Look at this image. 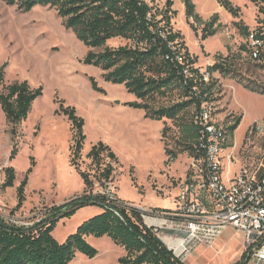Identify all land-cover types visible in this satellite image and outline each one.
I'll return each instance as SVG.
<instances>
[{"label": "rangeland", "instance_id": "1", "mask_svg": "<svg viewBox=\"0 0 264 264\" xmlns=\"http://www.w3.org/2000/svg\"><path fill=\"white\" fill-rule=\"evenodd\" d=\"M147 1L159 9L166 8L167 0ZM172 1V11L177 12L172 20L173 28L184 36L190 53L198 58L196 67L206 72L217 55H230L238 59L247 79L264 85V72L258 62L241 49L247 39L234 26L242 21L250 30L258 27L262 16L251 1L230 0L241 9L239 17H234L217 0H192L204 22L217 15L219 23L224 25L216 36L206 41L201 40L204 25L191 19L197 29L195 33L188 24L182 1ZM126 44L120 39L109 42L113 48ZM91 50L76 34L67 30L55 9L36 6L29 12H22L0 0V68L5 67V84L27 81L33 89L42 90V96L33 104L27 120L15 127L14 143L18 145V154L14 161H10L14 144L11 126L0 107V217L11 224L29 226L40 220L46 209L62 205L85 192L82 178L71 165V124L66 116L57 113L63 105L75 108L77 115L85 120L87 139L79 160L80 169L93 177L96 168L87 159V154L99 142L109 145L118 157V163H113L114 179L109 190L120 200L143 208L148 224L159 218L163 222L159 224V235L170 247L171 224L166 222L168 219L163 214L175 208L173 201L190 171L191 158L187 153L179 154L176 161L167 164L161 131L165 125L172 128L166 136L168 149L179 152V148L174 147V140L180 136L178 129L171 121L146 118L145 111L130 107L129 103L138 101L135 95L127 92L124 85L107 82L100 68L85 63ZM215 78L219 80L221 92L214 103L229 110L231 98L230 108L243 116L240 126L230 137L234 145L225 149L224 182H227L239 172L247 147L253 143L256 146L253 151L257 150L259 140L250 143L248 132L255 124L264 123V94L235 80L223 79L219 74ZM188 115L192 119V113ZM8 167L16 170L15 187L3 189ZM30 168L33 171L26 187V202L17 211V187ZM100 191L104 189L96 182L94 192ZM99 213L98 207L79 209L71 218L58 223L54 237L58 242H64L86 220ZM233 231L223 234L222 248H206L180 258L186 264H227L223 259L225 254L238 260V255L246 249L241 245L242 236ZM88 242L99 255L90 259L78 253L72 264H118L125 256L124 249L108 237H90Z\"/></svg>", "mask_w": 264, "mask_h": 264}, {"label": "trees", "instance_id": "2", "mask_svg": "<svg viewBox=\"0 0 264 264\" xmlns=\"http://www.w3.org/2000/svg\"><path fill=\"white\" fill-rule=\"evenodd\" d=\"M2 1L8 6H16L22 12H29L36 6L55 9L67 30L76 34L81 42L92 49L85 63L100 68L107 82L124 85L127 92L135 95L138 101L129 103L130 107L145 111L146 118L171 121L180 134L174 140V147L180 151L168 149L166 136L172 128L165 125L162 141L168 156L167 164L176 161L179 154L187 153L190 158L199 156L197 146L200 129L194 122V116L204 103L219 100L217 95L221 91L216 74L264 94V85L247 79L242 74L238 59L230 55H217L216 61L207 67L206 72L196 67L198 58L190 53L184 36L173 28L172 20L177 12L172 11V0H167L165 9H159L147 0ZM181 1L191 29L197 33L191 19L204 25L202 41L216 36L224 27L219 23L217 15L204 22L192 0ZM217 1L234 17H239L241 9L230 0ZM249 1L258 8L262 16L258 27L250 30L242 21L234 23V26L247 39L241 49L247 51L264 72V0ZM251 35L263 42L259 59L253 57L249 40ZM118 39L127 44L118 48L109 46L111 40ZM0 88V107L11 126L14 143L17 136L15 127L27 120L33 104L42 96V90L33 89L27 81L6 85L5 67L0 68ZM189 112L192 113V119ZM57 113L66 116L71 124V165L82 178L85 192L62 205L46 209L43 217L29 226L11 224L0 217V264H72L78 253L93 259L99 255V251L88 242L90 237H108L123 248L125 256L118 260V264H186L164 243L159 230L147 225L146 212L120 200L109 190L114 179L113 163H118V157L112 148L104 142L94 145L87 154V159L95 165V174L92 177L90 173L82 171L79 160L87 139L84 133L85 120L72 107L62 105ZM231 116H234V123L228 128L230 137L243 119L234 113ZM231 146L232 142L227 145L228 148ZM17 147L14 143L10 161L16 158ZM32 171V168L27 171L24 180L17 187V211L26 202V187ZM15 182V168H6L2 188H13ZM96 182L104 191L94 192ZM89 206L100 208L101 213L86 220L64 242H58L53 235L58 223ZM251 253V249L246 250L235 264H250Z\"/></svg>", "mask_w": 264, "mask_h": 264}, {"label": "built area", "instance_id": "3", "mask_svg": "<svg viewBox=\"0 0 264 264\" xmlns=\"http://www.w3.org/2000/svg\"><path fill=\"white\" fill-rule=\"evenodd\" d=\"M249 40L253 57L259 59L263 42L252 35ZM216 104L204 103L194 116L200 129L199 156L191 158L175 208L163 214L171 224L170 249L179 258L193 254L199 247L215 250L224 232L232 229L243 235L245 249L252 250V261L264 263V123L249 130L250 143L259 140L257 150L253 151V143L247 147L241 169L226 183L225 149L234 116ZM159 221L154 219L155 226L146 223L160 231Z\"/></svg>", "mask_w": 264, "mask_h": 264}, {"label": "crops", "instance_id": "4", "mask_svg": "<svg viewBox=\"0 0 264 264\" xmlns=\"http://www.w3.org/2000/svg\"><path fill=\"white\" fill-rule=\"evenodd\" d=\"M230 103H231V98H230V100H229V105L227 106L228 108H229V110L231 111V112H234L235 114H237V115H240V116H242L241 114H240V112L238 113L237 111H235V110H233V109H231L230 108ZM243 117V116H242ZM168 122V121H167ZM163 131V130H162ZM162 131H161V138H162ZM230 142H232V144L234 145V143H233V141H230ZM229 142V143H230ZM243 164V163H242ZM241 169V168H240ZM224 172H225V170H224ZM236 175V174H235ZM223 179H224V174H223ZM233 179V178H232ZM232 179H229L226 183H228L229 181H231ZM163 203H164V201H163ZM173 204H174V201H173ZM169 206V205H168ZM140 209H142L143 210V208H141V207H139ZM149 226H155L153 223L152 224H148ZM228 230H231V231H233L232 229H228ZM228 230H226V231H228ZM225 231V232H226ZM224 232V233H225ZM236 235H239V236H242V238H243V240H244V237H243V235L242 234H240V233H236L235 231H233ZM223 236V235H222ZM221 240H222V237L217 241V243H216V248H222V246H221ZM243 240H242V242H241V245L243 244V246H244V249H245V245H244V242H243ZM164 241V240H163ZM166 244H167V242L166 241H164ZM168 245V244H167ZM168 247H169V245H168ZM202 249H206L205 247H199V248H197L195 251H194V253H197V252H199L200 250H202ZM243 249V250H244ZM244 252L245 251H242L241 252V254L240 255H238L239 257H238V260L236 259L237 257H233V258H231V256L229 257V254H225V256H224V258L223 259H225V260H227L226 262H228L227 264H235V263H237L241 258H242V256H243V254H244ZM193 253V254H194ZM234 260H237V261H235L234 263H233V261ZM185 262V261H184ZM232 262V263H231ZM256 264H258V263H256Z\"/></svg>", "mask_w": 264, "mask_h": 264}, {"label": "bare ground", "instance_id": "5", "mask_svg": "<svg viewBox=\"0 0 264 264\" xmlns=\"http://www.w3.org/2000/svg\"><path fill=\"white\" fill-rule=\"evenodd\" d=\"M158 223H159V224H162L163 222H162V221H159ZM165 240H166V239H165ZM231 258H233V256H231ZM212 259H213V258H212Z\"/></svg>", "mask_w": 264, "mask_h": 264}, {"label": "water", "instance_id": "6", "mask_svg": "<svg viewBox=\"0 0 264 264\" xmlns=\"http://www.w3.org/2000/svg\"><path fill=\"white\" fill-rule=\"evenodd\" d=\"M163 240V239H162ZM165 243V242H164ZM170 248V247H169Z\"/></svg>", "mask_w": 264, "mask_h": 264}]
</instances>
